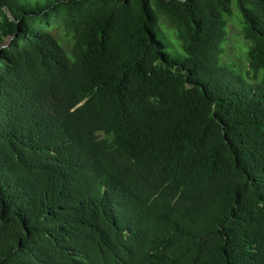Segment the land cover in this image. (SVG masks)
I'll use <instances>...</instances> for the list:
<instances>
[{
  "label": "trees",
  "instance_id": "16d2710c",
  "mask_svg": "<svg viewBox=\"0 0 264 264\" xmlns=\"http://www.w3.org/2000/svg\"><path fill=\"white\" fill-rule=\"evenodd\" d=\"M0 264H264V0H0Z\"/></svg>",
  "mask_w": 264,
  "mask_h": 264
},
{
  "label": "rangeland",
  "instance_id": "374dc122",
  "mask_svg": "<svg viewBox=\"0 0 264 264\" xmlns=\"http://www.w3.org/2000/svg\"><path fill=\"white\" fill-rule=\"evenodd\" d=\"M241 18V14L236 6V3L234 2L232 5V13L227 16L228 36L222 44L224 52L221 54V64L228 65L237 72L244 74L247 66V53L249 45H247L246 40L241 35ZM161 25L164 30H168L165 22H161ZM173 37L175 40V36ZM168 44L167 52L173 57H178L181 55V53H183L181 50L179 53L169 42Z\"/></svg>",
  "mask_w": 264,
  "mask_h": 264
},
{
  "label": "water",
  "instance_id": "95a60500",
  "mask_svg": "<svg viewBox=\"0 0 264 264\" xmlns=\"http://www.w3.org/2000/svg\"><path fill=\"white\" fill-rule=\"evenodd\" d=\"M10 40H11V37H8V38L3 42L2 47H5V46L9 43Z\"/></svg>",
  "mask_w": 264,
  "mask_h": 264
}]
</instances>
